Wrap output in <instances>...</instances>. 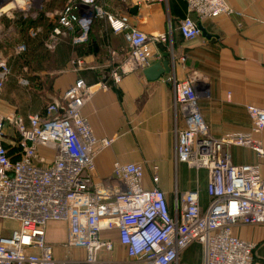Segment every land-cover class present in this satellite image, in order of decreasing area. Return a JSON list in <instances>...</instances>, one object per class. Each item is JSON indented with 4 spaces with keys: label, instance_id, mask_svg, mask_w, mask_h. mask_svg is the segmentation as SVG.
Instances as JSON below:
<instances>
[{
    "label": "built area",
    "instance_id": "built-area-1",
    "mask_svg": "<svg viewBox=\"0 0 264 264\" xmlns=\"http://www.w3.org/2000/svg\"><path fill=\"white\" fill-rule=\"evenodd\" d=\"M171 1L139 2L149 6ZM179 1L186 3L189 13L178 28L185 40L199 37L204 22L233 12L227 0ZM43 2L0 0V21L17 14L56 19L58 26L46 42L53 49L62 38L74 45L87 42L94 20L105 19L130 48L111 69L115 85L130 72L144 71L162 59L159 46L171 43L169 33L149 36L107 12L104 0H68L63 9L47 12ZM14 32L10 27L6 36ZM25 51V45L18 47V52ZM112 57L116 62L115 54ZM71 66L80 72L85 62L72 60ZM9 74V66L0 61V95ZM164 82L174 91L175 114L183 118V125L174 129L176 171L185 164L206 172L204 192L197 186L181 193L176 183L170 206L158 186V167L153 168L154 187L146 189L141 163L115 162L112 180L117 186L94 183L96 158L114 139L94 135L83 115L92 91L79 79L43 114L24 118L0 112V221L14 223L9 235L0 234V264H121L115 257L116 244L141 264H179L194 245L201 248L198 264H254L256 244L235 236L233 230L264 225V108L247 107L249 132L217 138L199 108L195 79L180 81L171 72ZM236 147L254 152L257 162L235 164L231 149ZM51 222L68 226L61 260L47 241ZM77 249L84 253L74 255Z\"/></svg>",
    "mask_w": 264,
    "mask_h": 264
},
{
    "label": "crops",
    "instance_id": "crops-1",
    "mask_svg": "<svg viewBox=\"0 0 264 264\" xmlns=\"http://www.w3.org/2000/svg\"><path fill=\"white\" fill-rule=\"evenodd\" d=\"M46 1L49 0H44L43 5ZM139 1L104 0L103 7L149 36L170 34L171 43L167 50L163 46H159V50L170 54L172 73L180 81L195 79L199 108L212 136L219 138L249 132L252 123L247 107L264 108V0H227L233 12L204 22L202 27L206 36L201 34L194 40H185L178 30L181 20L189 15L186 3L174 0L168 5L145 6ZM66 2L53 0L52 11L60 10ZM40 17L48 19L44 14L37 18ZM99 19V24L93 22L95 27L98 26L97 34L102 45L97 53L80 55L70 38H62L53 49H49L46 42L52 31L42 36L48 50L59 47L67 57L71 54L54 80L53 97L61 98L80 78L91 88L92 94L83 108V115L97 138L114 139L113 145L96 158L94 183L117 186L112 180L115 162L141 163L145 169L144 186L152 189L153 168L157 166L158 186L172 206L176 183L181 193L195 189L197 185L193 187L194 180L187 181V176L181 175L184 169H188L185 164L179 165L177 171L174 164V129L176 125H183V118L175 114L174 91L164 82L169 74L159 81L149 82L142 70H134L115 85L110 78L111 69L118 65L124 54L128 55L130 48L123 34L114 33L105 19ZM38 34H43L41 28L30 30L32 37ZM76 59L85 62V68L80 72L71 66V61ZM160 60H154L153 64ZM108 80L110 84H107ZM6 94L0 98V112L15 114V107L6 100ZM233 160L236 164H243L234 156ZM255 162L257 158L246 163ZM233 232L235 236L256 244L254 264H264V225L236 226ZM46 235L52 246L58 245L54 247L55 257L63 259L67 224L49 223ZM121 248L116 244L115 257L118 260L127 257ZM72 253L76 255L77 250ZM199 262L195 256L192 264Z\"/></svg>",
    "mask_w": 264,
    "mask_h": 264
},
{
    "label": "trees",
    "instance_id": "trees-1",
    "mask_svg": "<svg viewBox=\"0 0 264 264\" xmlns=\"http://www.w3.org/2000/svg\"><path fill=\"white\" fill-rule=\"evenodd\" d=\"M52 2L53 0L46 1L44 3V9H50L52 11ZM66 4L61 9H63ZM99 21H101V19L97 18L94 24H99ZM0 24L4 26L5 34L10 27H13L15 30L13 36H15V38H21V41L23 42L22 44L26 46V51L20 53L21 57L18 58L17 63H20L21 67H27L28 71L23 76L24 80L27 81V85H23L16 80L14 76L15 74L13 73V66L16 59L13 55H4V61L10 68V74L0 98L4 97L5 93H7L6 100L15 107V114L18 116L27 118L30 114H43L46 112V109L50 104L55 103V101L61 102L62 100L61 98L53 97V83L60 71L64 69L68 58L71 56V54H69V57H67L64 53L59 51V47L50 51L43 44L42 36L44 34L47 36L56 26H58V22L56 19L48 18L44 20L41 17L37 19L24 18L22 15L17 14L14 19L3 17ZM94 24L91 27L88 41L74 45L75 51L78 49L80 50V55L85 53H97V50L102 49L97 34L98 26L96 25L95 27ZM38 28L43 30V34H38L37 36L32 37L30 35V30H37ZM10 39H5L2 42L3 45H12L14 38L12 40ZM161 46H163L162 48L164 50H167L168 48L167 45H160V47ZM107 84H110L109 80L107 81ZM206 199L205 196V200ZM195 246L196 245L191 246L181 256V262L183 261V258H186V260L189 261V250ZM187 261L185 262L187 263ZM182 264L185 263L182 262Z\"/></svg>",
    "mask_w": 264,
    "mask_h": 264
},
{
    "label": "rangeland",
    "instance_id": "rangeland-1",
    "mask_svg": "<svg viewBox=\"0 0 264 264\" xmlns=\"http://www.w3.org/2000/svg\"><path fill=\"white\" fill-rule=\"evenodd\" d=\"M0 26H2V25L0 24ZM0 30L2 32V34L0 35V43H1L0 44V60H2V61L5 60L4 55H13L14 56L16 61H15V64L13 66V73L15 74L14 76H15L16 80L21 82V80H24V78H23L24 74H26L28 72L27 67H21L20 63L19 64L17 63L18 58L21 57L20 52H18V47L20 44L21 45H24V44H22L23 42L21 41V38H19V37L15 38V36H13L15 34V32L13 34H10V36L8 37L4 33V26L0 27ZM5 39H10V40L13 39V44L10 46L3 45L2 42ZM21 84L27 85V83L26 84L21 83ZM232 154H233L234 158L237 159V161H243V163L255 161L257 158L255 156V154L252 153L251 151H249L247 148H239V147L232 148ZM181 175L183 177L187 176V179H188L187 181H190L193 179L194 180L193 181V187H195L197 185L198 187H200L202 192H204L205 186H206V177H207L206 172H204V171L195 172L193 170H190L189 168L188 169L186 168L181 172ZM13 229H14V223L13 222L0 221V234L9 235ZM53 247H58V245H54ZM121 250L125 252L124 248H121ZM83 253H84L83 250L77 249V255H81ZM200 254H201V248L198 245H196L195 247H193L192 249L189 250V255H190L189 261H187L186 258H183L182 262L185 264H192L194 259H195V256H196V258H198V260L200 259V257H201ZM185 261H187V263ZM119 262H121V264H141L137 260L130 259L128 257L122 258L121 260H119ZM182 262L180 259L179 264H182Z\"/></svg>",
    "mask_w": 264,
    "mask_h": 264
},
{
    "label": "water",
    "instance_id": "water-1",
    "mask_svg": "<svg viewBox=\"0 0 264 264\" xmlns=\"http://www.w3.org/2000/svg\"><path fill=\"white\" fill-rule=\"evenodd\" d=\"M201 31L206 36L205 29L201 26ZM161 60L146 68L143 73L149 82L159 81L162 77L172 72L170 54L161 52Z\"/></svg>",
    "mask_w": 264,
    "mask_h": 264
}]
</instances>
